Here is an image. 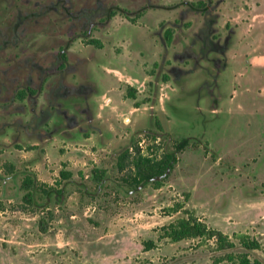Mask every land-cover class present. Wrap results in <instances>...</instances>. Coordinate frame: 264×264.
<instances>
[{"label":"rangeland","instance_id":"374dc122","mask_svg":"<svg viewBox=\"0 0 264 264\" xmlns=\"http://www.w3.org/2000/svg\"><path fill=\"white\" fill-rule=\"evenodd\" d=\"M210 1L208 15L217 18V32H235L227 65L217 76L221 99L216 105L202 86L211 78V63L202 61L203 68L172 58L174 50H182V44L173 43L179 27L191 35L203 23L205 10L200 12L197 0H0L1 28L14 21L16 5L22 12L37 10L35 3L54 4L57 13L65 7L72 14L79 11L77 30L66 17L48 11L46 19L28 30L31 44L20 51H1V93L7 103L0 105V264H212L219 254L212 241L158 237L159 228L183 216L185 208L227 234L237 251L243 250L238 246L241 235L258 240L260 247L247 253L264 263V98L243 90L264 84V70L245 61L261 55L264 62V0ZM98 2L107 7L105 18L99 19L104 21L87 25L95 18L82 15ZM138 10L141 16L131 17ZM84 22L85 28L91 27L86 36L98 39L101 47L78 37ZM164 25L173 30L169 44L164 42ZM70 38L68 62L59 75L52 64ZM121 54L131 61L110 59ZM12 55L15 62H5ZM24 58L48 68L50 76L43 94L11 105L13 91L28 78L34 88L40 85L36 68ZM104 65L118 69L124 80L113 92L107 90L112 82L103 81ZM176 65L186 70L180 87L166 71ZM163 74L168 75L166 81ZM236 75L242 76L235 80ZM87 79L94 84L89 99L93 120L89 125L83 121L81 130H59L54 124L63 120L62 107H55L51 88L61 83L78 86ZM127 84L136 89L134 99L126 94ZM233 90L245 112L234 111ZM102 93L103 98L113 97L108 105L98 99ZM41 105L51 117L45 126L48 133L37 134L32 128ZM100 105L108 108L107 118L103 113L96 117ZM67 112L75 110L69 106ZM146 133L160 136L153 141ZM183 137H190L189 142L175 153L176 161L159 178V187L122 181L130 170H118L115 162L125 147L133 152L138 146L143 154L159 156L164 149L173 151ZM93 168L106 169L101 182L93 178ZM60 171L71 176L64 179ZM26 175L37 183L32 201L23 199ZM176 203L183 208L175 212L171 208Z\"/></svg>","mask_w":264,"mask_h":264},{"label":"flooded vegetation","instance_id":"af4514ba","mask_svg":"<svg viewBox=\"0 0 264 264\" xmlns=\"http://www.w3.org/2000/svg\"><path fill=\"white\" fill-rule=\"evenodd\" d=\"M199 1L197 0V3ZM210 0L205 4L204 9H202L200 12L205 10V15L203 18V23L200 26V28L197 31H193L191 35L189 32L184 31L182 28L179 27V31L176 33L175 38L173 39V43H180L182 44V50L181 51H173L172 58L175 60L176 58L179 60V62L184 63L186 61H191L196 66L205 67V65H202V61H208L211 63L212 66V73L211 78L207 79L204 83H202V86H205L208 90V92L211 94L213 105H216L218 103V100H220V95L217 96V76L219 74V70L226 67V52L229 51V49L233 45V36L235 32H232V30L226 31L224 35H220L217 32V29L214 27V24L217 21V18L212 14L210 17L208 15V11L212 12V9L210 8ZM146 6H151L150 4H145ZM192 5V4H191ZM35 6L41 8V15L40 16H34L33 12H36V10H30L28 12H22L21 9L18 8V5L15 6L17 9L16 15L14 17V21L7 26H4L1 28L0 26V56L2 55L1 51L4 50L7 47L15 48L17 49L19 47V51L24 48V46H28V44H31L30 41L32 39V34L28 32L29 29H32V26L37 24V21L39 19H46L47 18V5L46 6H39V4L35 3ZM106 9V6H102L101 2H98L96 4L95 8H90L89 12L82 15L86 19H94L95 21L89 22L87 25H92L93 23H101L104 20H100L101 18H105L102 14L103 10ZM198 9V8H197ZM105 10V11H106ZM46 11V13H45ZM38 12V11H37ZM210 12V13H211ZM1 7H0V17H1ZM137 13H141L140 10L135 11L134 14L131 16H135ZM79 14V11L77 12V15ZM75 17H72L70 19L71 21V28H74L77 30V24L74 20L76 18H79V15ZM108 16V14L106 15ZM141 16V15H140ZM4 21V20H3ZM85 23L80 25V30H83L80 34H86L90 32L91 27L85 28ZM165 25L163 26V28ZM165 29V28H164ZM9 30V32H8ZM84 30L86 32H84ZM166 30V29H165ZM164 30V31H165ZM79 34V33H78ZM30 35V36H29ZM190 36V37H189ZM23 38H26L25 41H23V46L20 45L21 41L24 40ZM185 38H189L188 42H183ZM172 40V39H171ZM198 45V48H195L196 44ZM21 46V47H20ZM211 53H215V55L211 56ZM15 56V55H14ZM12 55L11 57L5 59L8 62L10 61V64H13L15 62V58ZM5 58V57H4ZM24 63L31 62V65L34 67L42 66V64H38L36 62H33L32 59L24 58ZM44 70L41 71L40 74H38V82L39 87H37V92L35 94H43L42 88L45 86L43 85L46 81H44L45 75H43ZM166 71L170 74L173 81L176 82L179 87L181 86V78L186 71L183 69L181 65L171 66L169 68H166ZM1 78L0 76V105L4 106L7 103V99L2 96L1 93ZM12 79V78H10ZM16 81V78H14ZM15 82L14 80H12ZM26 86H32V77L28 78L26 81ZM94 84L89 81L88 79L81 85L78 86H66L65 84H58L51 88V94L55 95V98H57V102L55 103V107H62V117L63 120L60 122H55V127L59 130H66L67 129H84L83 126H81V123L83 121H86L89 125L91 121L93 120V112L90 108L89 99L91 98L92 94H94ZM31 94V93H28ZM14 93H12V96L10 97V100L8 103L11 105L14 103H22L20 101H16L14 97ZM32 97V96H31ZM31 97H28L25 99V101L29 100ZM4 101V103L2 102ZM69 106H72L74 108L75 112L69 113L68 108ZM45 107L43 105L39 106V112L36 115L35 120L33 121V132H36L37 134H42V131L47 132V126L45 125ZM80 115V118H77V115ZM46 126V127H45ZM160 177V176H159ZM158 177V178H159Z\"/></svg>","mask_w":264,"mask_h":264},{"label":"trees","instance_id":"16d2710c","mask_svg":"<svg viewBox=\"0 0 264 264\" xmlns=\"http://www.w3.org/2000/svg\"><path fill=\"white\" fill-rule=\"evenodd\" d=\"M199 7L204 9V2L197 3ZM56 6L54 4L47 5V13L48 11L55 12V14L59 16L66 17L68 20L72 19L73 15L68 9L69 7H65L63 13H57ZM38 11V12H37ZM46 13V11H45ZM63 14V15H62ZM34 16L41 15V8L39 7L36 12H33ZM48 15V14H47ZM114 15V12H111L110 17ZM141 13H137L135 16L140 17ZM131 19V18H130ZM133 19V18H132ZM79 35V34H78ZM164 42L165 44H169L173 37V30L171 28H167L164 31ZM80 36L85 37L86 44H93L96 47H101V43L98 39L88 38L86 34H81ZM73 42L72 38L63 46L60 47L57 54V59L53 62L52 65L55 66L57 71H59V75L64 71L68 62V50L69 46ZM38 74L43 71V75H45L44 81H48L49 69L44 66L35 67ZM163 81L168 79L167 74H163L161 76ZM126 94L129 98L134 99L136 97V89L129 84L125 87ZM37 92V88L33 86H19L17 87L13 93L15 94V100L24 102L28 97L33 96ZM31 93V94H28ZM45 125L47 126V122L51 117L47 111H45ZM158 129L161 130V126L158 122H156ZM149 134L146 133V136ZM153 141L160 136V134H152L149 135ZM190 137H183L177 140L174 144L173 151H167L164 149L161 155L157 156L152 152H148L146 154L141 153L140 148L138 146L135 147V151L132 152L130 150V146L125 147L121 150L116 158L115 165L118 170L123 171L128 168L130 171L126 173V176L122 178V181L129 186H135L152 182L155 187H159L161 180L159 178H163L166 176L168 170L171 168L172 164L176 161L175 153L183 150L188 142ZM153 146L157 147L156 144ZM151 149V146H148V149ZM13 166V165H12ZM107 171L103 168H93L92 175L96 181L101 182L105 177ZM60 176L64 179L69 178L71 176L70 172L60 171ZM160 176V177H159ZM159 177V178H158ZM22 188L25 190L23 194V199L32 201L33 191L37 188V183L33 178L29 175H26L22 180ZM46 191V190H44ZM183 208L182 204L176 203L172 206L173 211H179ZM183 216L173 220L165 225H162L159 228L158 237L167 238L172 242H178L181 240H192V239H200L203 238L205 240H210L214 243L216 251L219 252L217 256H215L212 264H264L257 258H251L247 251L258 249L260 247V243L258 240L251 238L248 235H241L238 240V246H240L243 250L237 251V244L234 243L230 237L223 233L222 231L212 228L208 226L204 221H202L196 214L189 209H183ZM152 244L148 242L146 245L150 247Z\"/></svg>","mask_w":264,"mask_h":264},{"label":"crops","instance_id":"0c3cea01","mask_svg":"<svg viewBox=\"0 0 264 264\" xmlns=\"http://www.w3.org/2000/svg\"><path fill=\"white\" fill-rule=\"evenodd\" d=\"M120 58H118V57H116L115 55H113V57H110V59L111 60H116V59H121L122 61H131V60H129L128 59V57L127 56H125V55H123V54H121L120 56H119ZM259 57H262L261 55L260 56H257V55H254V56H252V57H248V58H246L245 59V61H246V65L247 66H249L250 68H257V69H262V70H264V62L263 61H261V60H259ZM136 67V69L138 70V66L137 65H135ZM102 70H103V72H104V78H103V81H105V84H107V83H109V84H111V82H112V87H107V90H110V91H115V89H116V86H117V84H119L121 81H124V80H122V78L119 76V74L121 75V72L120 71H118V69H115V68H113V67H109V66H103V68H102ZM123 74V73H122ZM242 75H236V78H235V80H238L239 79V77H241ZM123 77V76H122ZM126 77V76H125ZM126 80V79H125ZM127 81H128V79H127ZM103 84H104V82H103ZM258 86H260L259 88H253L252 90H251V87L250 86H245L244 88H243V90H246L247 92L248 91H253V92H255L254 94H256L258 97H262V98H264V84H262V85H258ZM109 88V89H108ZM116 93V92H115ZM118 93V92H117ZM104 95H106L105 93H102V94H99L98 95V99H100L101 97L103 98V96ZM238 92H236L235 90H233V92H232V94H230V100L233 102V104H234V107H233V109H234V111H239V112H245V110H244V108H243V106L240 104V103H237L236 102V99H237V97H238ZM109 96H110V98H111V101H112V99H113V97H111V94H109ZM101 98V99H102ZM223 98V97H222ZM221 99V98H220ZM220 101V100H219ZM218 101V102H219ZM221 103V102H220ZM99 109H100V111L101 112H99V113H97L96 115V117L97 118H99L100 117V114H102L103 113V115H104V117L105 118H107L108 116V108H103V106H99ZM252 113V112H251ZM255 114H257V113H259L258 111H255L254 112ZM103 117V119H105Z\"/></svg>","mask_w":264,"mask_h":264},{"label":"water","instance_id":"95a60500","mask_svg":"<svg viewBox=\"0 0 264 264\" xmlns=\"http://www.w3.org/2000/svg\"><path fill=\"white\" fill-rule=\"evenodd\" d=\"M188 72H189V71H188ZM155 97H156V92H154L153 97H152V100H151V103H150V115L153 114V108H154V100H155Z\"/></svg>","mask_w":264,"mask_h":264},{"label":"built area","instance_id":"2783aa9c","mask_svg":"<svg viewBox=\"0 0 264 264\" xmlns=\"http://www.w3.org/2000/svg\"><path fill=\"white\" fill-rule=\"evenodd\" d=\"M102 101L104 102L105 105H108L111 101V98L106 96V97L102 98Z\"/></svg>","mask_w":264,"mask_h":264}]
</instances>
